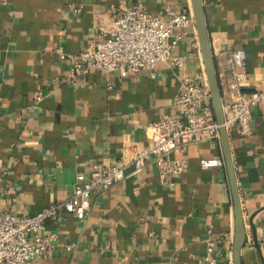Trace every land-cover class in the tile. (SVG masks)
Wrapping results in <instances>:
<instances>
[{"label": "crops", "instance_id": "obj_1", "mask_svg": "<svg viewBox=\"0 0 264 264\" xmlns=\"http://www.w3.org/2000/svg\"><path fill=\"white\" fill-rule=\"evenodd\" d=\"M203 2L223 103L233 78L223 50L245 52L240 69L249 79L240 90H258L264 0ZM71 4L82 10L75 13ZM140 5L194 17L192 0H0V203L7 211L34 215L67 199L78 173L88 176L96 163L119 165L136 147L148 148V125L179 115L174 101L183 75L208 83L195 18L174 51L184 67L170 60L153 70L91 69L64 80L70 62L59 47L79 53L117 10ZM251 126L247 135L236 128L228 133L247 232L242 264H264V103ZM181 155L188 168L173 186L148 163L108 189H95L85 218L64 209L52 216L44 230L56 235L52 251L33 264H203L213 234L218 259L233 260L235 211L226 164L201 162L224 159L220 137L191 143Z\"/></svg>", "mask_w": 264, "mask_h": 264}, {"label": "built area", "instance_id": "obj_2", "mask_svg": "<svg viewBox=\"0 0 264 264\" xmlns=\"http://www.w3.org/2000/svg\"><path fill=\"white\" fill-rule=\"evenodd\" d=\"M71 8L75 13L82 10L76 4H71ZM193 23L194 17L187 12L171 10L164 16L141 5L119 9L111 17L110 25L100 26L99 35L79 53H68L63 47L57 49L70 62L69 74L64 80L70 82L91 69H99L105 74L117 70L131 73L153 70L159 62L170 60L173 65L184 67V59L174 55V51L187 33L185 29ZM177 28L181 30L177 31ZM221 55L233 69L230 99L223 103L224 125L228 131L236 128L247 135L252 130L255 108L264 103V80L258 90L242 92L241 85L249 79L248 73L240 69L246 63L245 52L241 49L223 50ZM174 104L178 116L164 115L148 125L151 140L148 148L136 147L132 157L119 165L96 163L88 176L78 173L73 192L64 201L34 215L14 214L0 203V264H33L35 259L50 254L56 235H45L44 230L52 216L64 209L85 218L92 206L95 189H108L141 171L148 163L156 166L163 184L175 185L176 178L188 168V160L181 154L191 143L220 137L221 124L216 119L211 91L203 76L184 74ZM201 162L205 167L226 164L223 158H203ZM3 174L0 159V179ZM217 239L214 234L207 238L203 264H234L233 260L223 263L218 259ZM72 247L68 245L66 248Z\"/></svg>", "mask_w": 264, "mask_h": 264}, {"label": "water", "instance_id": "obj_3", "mask_svg": "<svg viewBox=\"0 0 264 264\" xmlns=\"http://www.w3.org/2000/svg\"><path fill=\"white\" fill-rule=\"evenodd\" d=\"M192 8L195 23L198 31L202 56L205 64V71L211 91L212 105L215 111L216 119L221 124L220 141L222 144L226 168L229 175V181L233 194L235 211V233L233 240V260L234 264H242V249L246 243L247 232L242 210L241 196L237 184V178L234 168V160L230 147L229 133L224 125L225 115L223 108V99L221 86L217 75L216 62L210 43V37L205 19V10L203 0H192Z\"/></svg>", "mask_w": 264, "mask_h": 264}]
</instances>
